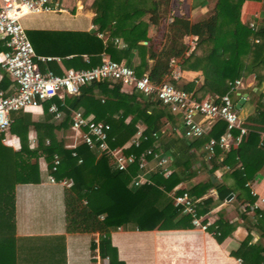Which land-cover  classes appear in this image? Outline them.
<instances>
[{
  "label": "trees",
  "instance_id": "trees-1",
  "mask_svg": "<svg viewBox=\"0 0 264 264\" xmlns=\"http://www.w3.org/2000/svg\"><path fill=\"white\" fill-rule=\"evenodd\" d=\"M246 1L261 0H216L211 16L191 24V33L197 35V44L188 55L181 58L178 65L182 72H198L201 76L199 82H196L198 78L168 79L166 60L148 64L150 49L139 41L148 40V21L142 15L146 14L147 10H156L157 4L154 0H94L92 6L95 16L92 21L97 27L96 32L63 33L81 35L87 46L81 52L75 53L70 61L64 60V53L60 55L64 62L77 63L84 67L99 64L103 53L116 61L125 59L137 75L147 74L157 83L168 79L176 87L191 92L197 99H203L213 93L224 94L230 90L236 79L244 80L253 75V85L245 89L249 93V101L255 105L254 113L246 120L248 134L240 145L224 153L220 163L216 161L218 154L207 160L206 152L200 153L207 162L204 165L209 168V176H212L217 167L226 169L225 165L232 168L234 166L233 173L241 190L238 198L243 197L253 203L256 196L252 195L246 183L264 167V147L259 146V131L264 130V91L261 90L264 83V18L252 23L253 25L247 22L242 17L243 4ZM133 14L137 15V20L132 25L131 32L137 37L127 39L126 44L119 48L113 39L119 37L120 23ZM105 30L109 31L111 38L106 43L96 34ZM133 49L137 50L140 58L136 65L131 64L129 56ZM84 53L88 54L89 63L83 62ZM253 87H257V90L253 91ZM127 94L133 97V101L125 98ZM52 101H55L64 113V118L58 125L52 122L53 114L47 110ZM61 102L59 97L45 102L44 114L37 120L32 118L30 112L24 110L12 113L13 122L8 132L19 138L18 150L5 145V133L0 132V264H17L11 243L15 230V186L40 182V157L46 160L49 172L56 179L69 181L70 186L64 194L69 226L97 225L105 230V233L100 234L98 247L102 258L109 257V264H117L116 256L114 258L109 251V231L117 228L151 230L192 226L190 215L182 213V208L175 206L173 202L172 194L183 192V189L175 190V186L183 178L181 171L175 170L165 176L157 169L150 172V182L135 184L133 178L138 172L137 163L130 165L126 170H114L110 159L105 155L98 156L84 143H79L74 148L69 147L71 143L57 135L59 130L71 131L70 115L73 109L82 110L84 115L93 114L95 120L109 123L111 147L123 146L136 133L138 124L144 123V134L149 138L143 140L139 147L130 145L124 150L125 153L133 152L140 156L144 149L153 146L155 140L151 136L152 132H157L161 137L168 131L166 122L170 123L171 127L182 129L178 115L171 113L168 106L157 103L150 97H143L139 91L121 84L108 87L102 82H92L82 86L79 95L67 96L63 104ZM117 112L120 114L114 116ZM128 116L130 119L126 122ZM225 127V122L218 120L206 135L192 139L176 135L175 130L170 131L168 141L164 142L161 138L155 150L172 153L175 167L184 166L192 174L197 152L209 137L218 136ZM30 129L36 132L37 144L34 147L30 146L28 139ZM186 151H191L189 156ZM54 154L60 158L55 171L51 170ZM198 186L199 184H196L187 189L191 196L197 195ZM205 186H215L218 199H225L234 191V188H227L224 184H214L211 178ZM200 212L202 211H197L198 214ZM255 213L262 216L258 221H264V211L256 210ZM99 215L103 216L102 221H99ZM226 224V221L217 224L214 234L218 240L226 234ZM209 229L214 230L211 227ZM230 229H227V232ZM248 238L242 241L238 251L233 253L241 255L243 249H249L242 255V264H263L264 248L259 245H247Z\"/></svg>",
  "mask_w": 264,
  "mask_h": 264
},
{
  "label": "crops",
  "instance_id": "crops-1",
  "mask_svg": "<svg viewBox=\"0 0 264 264\" xmlns=\"http://www.w3.org/2000/svg\"><path fill=\"white\" fill-rule=\"evenodd\" d=\"M93 1L51 0V5L54 7L52 10L26 13L21 17V23L36 55L35 61L42 72L50 71L55 74H63L71 68H88L77 63L64 62V60L70 61L69 59L75 53L81 52L87 45L86 41H82L81 35L63 33L96 32L97 27L92 21L95 16ZM154 1L157 4L156 10L153 12L147 10V13L142 15L148 21V40H140L139 43L147 45L150 49L149 65L159 60H166L169 71L171 69L169 63L173 61V64L178 65L181 58L188 55L192 39L197 37L191 33V24L211 16L214 13L216 0ZM263 7L264 0L246 1L243 4L242 17L247 22L257 23L264 18ZM169 18H172L171 22ZM135 20H137V15L133 14L129 19L120 23L119 37L113 39L119 48L126 44L127 39L137 37L131 32ZM96 34L105 43L111 40L108 30L102 32L101 35ZM6 49V46L1 43L0 52ZM62 53H64L65 59L61 57ZM107 55L103 53L102 58ZM129 56L131 64H138L140 58L136 49H133ZM82 58L84 63H89L88 54H82ZM118 62L128 65L125 59ZM181 73L183 79L198 78L196 82L201 80V76L196 71H181ZM246 81L239 89L242 94L247 93L245 89L253 85L254 76L247 77ZM14 87L13 78L0 66V92L10 93ZM261 88L264 91V83ZM256 90L257 87H253V91ZM94 92L97 96V89ZM125 96L133 101V97H129L128 94ZM60 99L63 104L64 99ZM45 102L36 107H27L24 111L30 112L34 120L40 119L44 114ZM254 110L255 105L249 101V93H247V97L238 108L239 114L246 121L247 117L254 113ZM119 114L120 112H117L114 116ZM89 115L94 117L93 114ZM129 119L130 116L125 121L128 122ZM52 122L55 125L60 123L54 119L53 115ZM178 122L181 124L180 119ZM145 128L144 123H139L138 130L132 137L140 130L144 132ZM166 128L169 131L166 132L169 136L164 137L166 134L164 133L158 140H155L153 145L156 148L161 138L167 142L171 136L170 131L177 129L175 126L171 127L168 122H166ZM73 134L72 129L65 132L57 131L58 137H63L68 143L74 141ZM28 139L31 147L37 144L36 132L33 129L29 130ZM46 141L48 142V140ZM3 143L14 150L20 148L19 138L9 132L5 133ZM204 144L197 152V157L194 158L196 160L193 164L194 172H191L192 174L184 166L177 168L174 163L171 165L172 171H181L183 177L181 182L175 186V190L187 191L193 185L199 184L197 195L192 196L197 201V210L202 211L199 214L212 222L211 228L213 225L226 221L228 223L224 228L226 234L221 240H218L212 230L203 231L194 226L151 230L117 228L109 231L108 238L111 247L109 251L114 255V258L116 256L117 264H242V255L249 249H243L241 255H236L233 252L238 251L241 242L246 238L249 237L247 245H259L264 248V221H258L262 216L255 213L256 210L264 211V167L246 183L252 195L256 196L253 203H249L243 197L238 198L241 190L233 173L234 166L232 168L225 165L226 169L217 167L212 176H209V168L204 165L205 157L202 154L200 156V153H205ZM217 151L216 161L220 163L222 160H219V157L223 156L225 152ZM160 152L173 155L163 150ZM190 152L186 151L185 153L189 156ZM206 159L208 160L207 157ZM152 162L151 164H154ZM39 171L41 177L39 183L15 186V230L11 243L14 247V255L17 257L16 263L109 264V257L102 258L99 254L100 234L105 233L102 226L101 228L97 225L69 226L64 198L65 190L70 186L69 181L56 179L49 172L48 164L43 157L39 158ZM49 176H53L54 181H51ZM209 178L214 184H224L227 188H234V191L225 199H218L216 187L205 186ZM241 206H246L247 210L240 212ZM98 219L102 221L103 216L99 215ZM229 228L231 229L227 232ZM262 256L263 263L264 251ZM239 258H241V262L238 261Z\"/></svg>",
  "mask_w": 264,
  "mask_h": 264
},
{
  "label": "built area",
  "instance_id": "built-area-1",
  "mask_svg": "<svg viewBox=\"0 0 264 264\" xmlns=\"http://www.w3.org/2000/svg\"><path fill=\"white\" fill-rule=\"evenodd\" d=\"M53 8L51 0H1L0 44L3 43L7 49L0 52V66L11 75L15 87L10 93L0 92V132H8L14 111L39 106L54 97L64 99L67 96H76L80 94L82 86L102 82L108 87L115 84L131 87L145 97L168 106L171 113L179 116L182 134L186 139L203 137L218 120L224 121L225 130L216 137H209L204 144L208 159H211L217 150L226 152L232 147H237L248 134L246 121L239 115L236 107L237 101L243 97L239 90L244 85L242 79H236L230 90L224 94L213 93L203 99H197L191 92L176 87L168 80L181 78L180 67L173 64V61L170 62L168 79L160 83L152 81L147 74L137 75L133 67L113 60L108 55L103 56L101 62L92 67L71 68L63 74L42 72L35 61L36 55L21 23V17L26 13L49 11ZM169 20L171 22L172 18ZM196 44L197 37L190 42L188 54ZM48 110L57 122L63 120L64 113L56 103H50ZM70 119L74 141L69 147L74 148L79 143H84L98 156L108 157L113 169L118 171L126 170L130 165L137 163L138 172L133 178L135 184L150 182V172L157 169L165 176L172 172L173 155L155 150L154 145L144 149L140 156L133 152L125 153L124 150L128 146L139 147L143 140L149 138L142 130L131 137L127 145L111 147L109 123L84 115L80 109H73ZM151 136L154 140L159 138L157 132H152ZM259 145L264 147V130L259 131ZM222 158L223 156L219 157V160ZM152 161L154 164H151ZM59 162V156L54 154L51 170L55 171ZM49 178L54 181L53 176ZM172 197L174 205L180 206L182 213L190 215L192 226L203 231L209 230L212 222L197 213V201L188 191L172 194ZM246 210V206L239 209L240 212ZM213 228L212 232L215 233L217 225H213ZM238 261L241 262V258Z\"/></svg>",
  "mask_w": 264,
  "mask_h": 264
},
{
  "label": "rangeland",
  "instance_id": "rangeland-1",
  "mask_svg": "<svg viewBox=\"0 0 264 264\" xmlns=\"http://www.w3.org/2000/svg\"><path fill=\"white\" fill-rule=\"evenodd\" d=\"M170 64H171V63H169V66H170ZM246 82H247L246 79H244V84H245ZM238 113H239V111H238ZM239 115H240V114H239ZM174 133H175L176 135H178V136L184 138V136H183V134H182V132H181L180 129H176V130L174 131ZM164 135H165L164 137L169 136L168 133H166V134H164ZM164 137H163V138H164ZM159 138H160V135H159Z\"/></svg>",
  "mask_w": 264,
  "mask_h": 264
},
{
  "label": "water",
  "instance_id": "water-1",
  "mask_svg": "<svg viewBox=\"0 0 264 264\" xmlns=\"http://www.w3.org/2000/svg\"><path fill=\"white\" fill-rule=\"evenodd\" d=\"M247 97V93H244L243 94V97H241L238 101H237V103H236V107H240V104L245 100V98ZM157 103H159V101H157Z\"/></svg>",
  "mask_w": 264,
  "mask_h": 264
}]
</instances>
